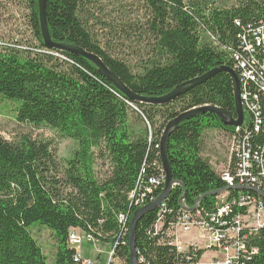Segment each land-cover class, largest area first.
Listing matches in <instances>:
<instances>
[{"label":"trees","instance_id":"trees-1","mask_svg":"<svg viewBox=\"0 0 264 264\" xmlns=\"http://www.w3.org/2000/svg\"><path fill=\"white\" fill-rule=\"evenodd\" d=\"M29 1L38 46L26 51L20 46L0 47V104L9 101L18 105L14 110L16 122L35 129L49 128L73 140L78 149L61 169L53 159L51 143L21 138L12 144L0 137V264H81L75 261L76 250L69 245L72 228L114 246L125 264H131L134 215L156 201L165 189L161 141L167 125L182 113L205 106L218 107L238 119L232 75L219 73L166 105L133 102L87 59L47 49L39 0ZM143 1L147 6L145 24L127 23L131 31L138 29L137 35L142 33L149 40L146 57L136 64L115 57L98 44L88 22V0H46L52 41L99 56L130 91L141 97L162 98L215 69L230 68L239 79L243 110L246 103L242 94L250 100L259 96V118L264 122L260 83L264 81V46L250 43L258 60L256 67L249 65L253 79L243 77L240 61L235 60L236 56L242 61L253 57L244 40L253 41V32L264 25V0H233V4L231 0ZM132 104L143 115L132 111ZM131 111L137 114L135 123ZM210 129L230 134L235 131L208 112L184 121L171 134L168 159L172 176L184 188L175 186L164 208L162 204L139 221L135 241L138 264H189L169 245L165 231L182 215L184 189L185 204L190 209L203 198L201 208L214 212L217 195L211 194L227 187L201 156L203 134ZM246 138L252 156L264 161V125ZM103 162L110 165L105 177L101 173ZM235 166L234 159L231 171ZM253 173L258 179L254 182L251 177L252 184L248 185L236 182L233 193L264 200V169L255 167ZM160 213L164 216L163 229L157 233ZM35 225L54 234L53 263L32 236ZM246 244L258 251L241 264H264V231L249 237Z\"/></svg>","mask_w":264,"mask_h":264},{"label":"rangeland","instance_id":"rangeland-1","mask_svg":"<svg viewBox=\"0 0 264 264\" xmlns=\"http://www.w3.org/2000/svg\"><path fill=\"white\" fill-rule=\"evenodd\" d=\"M91 29L98 39V44L108 50L115 57L122 58L130 63H137L146 57L148 37L130 30L127 23L139 22L145 24L147 10L143 0H88ZM233 4V0H231ZM31 3L29 0H0V47H36L38 41L34 34L31 22ZM115 30L118 32L115 36ZM13 45V46H12ZM16 106L9 101L0 104V137L5 141L16 144L21 138H31L36 141L51 143L53 159L61 169L65 161L74 154L78 145L71 139L63 138L49 128L35 129L19 124L14 119ZM137 114L131 111V121L135 123ZM231 134L222 130H206L203 134L201 156L210 162V165L221 176L230 163ZM99 164H101L99 162ZM98 171L99 168L97 167ZM102 174L108 173L109 163L101 165ZM105 177V174L103 175ZM100 180L103 177L97 174ZM79 230V229H77ZM81 231V230H79ZM83 232V231H82ZM32 236L44 250L50 263H53L56 254V242L51 230L43 226H33ZM193 237L195 233H182L180 241ZM71 247V246H70ZM110 244L104 242L84 241L81 246V256L85 261L97 262L98 252L103 251L100 264H106V253L110 252ZM79 251V250H78ZM213 254H210L212 256ZM209 263V261H206Z\"/></svg>","mask_w":264,"mask_h":264},{"label":"built area","instance_id":"built-area-1","mask_svg":"<svg viewBox=\"0 0 264 264\" xmlns=\"http://www.w3.org/2000/svg\"><path fill=\"white\" fill-rule=\"evenodd\" d=\"M253 41L244 40L246 49L253 53V57L247 61H240V68L243 71V77L253 79L254 74L249 70V65L256 67V52L250 50V43H258L259 48L264 46V25L253 32ZM22 50H29V47H20ZM36 51H39L35 49ZM234 53V52H233ZM262 91L264 92V81H260ZM246 105L244 107L245 120L241 127L235 128L231 134L230 141V163L228 169L221 175L226 182L227 187H233L232 190H221L217 195L214 205V212H207L201 208V202L197 203L194 211L190 209L185 200L182 202V215L165 231V237L170 246L175 247L177 253L184 257L189 264H241L250 256L257 254V249L247 246L249 237L255 236L258 232L264 231V200L258 197H252L243 193H233L237 190L236 182L244 185L252 184V179L257 180L253 170L255 167L264 169V161L258 157L252 156L251 149L245 144L246 137L252 130L260 131L264 122L260 120L261 108L259 107V96L253 95L251 100L246 94H242ZM244 106V105H243ZM132 111L142 112L132 104ZM148 127L150 123L146 120ZM236 160L234 171H231V164ZM240 164V165H239ZM240 166V167H238ZM226 187V188H227ZM165 204H163L164 208ZM163 215H158L156 232L163 229ZM122 219L124 216L122 215ZM182 233H195L198 240L191 243L180 241ZM71 248L76 250L75 261L81 264H94L91 261L82 259L80 250L84 241L98 242L94 236H88V233H82L75 228L69 232ZM79 250V251H78ZM213 251L220 256L212 257L207 263L200 252ZM108 264H125L122 258L116 253V248L111 247L108 254Z\"/></svg>","mask_w":264,"mask_h":264},{"label":"water","instance_id":"water-1","mask_svg":"<svg viewBox=\"0 0 264 264\" xmlns=\"http://www.w3.org/2000/svg\"><path fill=\"white\" fill-rule=\"evenodd\" d=\"M39 9H40V24H41L42 37H43L44 45L47 49L70 52V53H73L75 55H78V56H81L87 59L99 69L100 73L114 87H116L120 92H122L126 97H128L133 102L141 103V104L157 105V106L166 105V104H169L175 101L181 95L185 94L187 91L206 83L207 81H209L210 79H212L219 73L227 72L232 75L233 82H234V88H235L238 119H234L229 113H227L225 110L220 109L218 107L205 106V107L193 109L191 111L182 113L178 118H176L174 121H172L171 123L167 125V128L164 132V135L161 141V156L163 159L164 168H165L166 175H167L165 189L163 193L161 194V196L156 201L138 210L135 213L133 221H132L131 233H130V252H131L130 257H131V264H138L136 252H135V248H136L135 241H136L137 225L139 221L147 213L159 208L167 200V198L169 197L170 193L175 188V186L181 185L183 187L181 182L175 181L173 179L172 169H171V165L168 159V141H169L171 134L184 121L189 120L197 115L205 114L208 112L217 115L222 120V122L227 126H230V127L242 126L243 121H244V110H243L242 102L240 99V84H239L238 76L234 70L227 68V67H221V68L215 69L207 73L206 75L202 77L196 78L194 80H191L189 82L182 84L181 86L177 87L173 92H171L165 97L148 98V97L138 96L134 94L132 91H130L127 88V86L109 70V68L104 64V62L99 56L93 53H89L85 51L84 49L77 47V46L54 43L49 33V27H48L47 15H46V0H39ZM232 189L234 188L227 187L223 190H232ZM243 190H248V189H243ZM220 192L221 191L211 194V196L218 195ZM261 195L264 197L263 194ZM185 196H186V190L184 189V194L180 201V204L182 207H184L182 205V202L185 200ZM202 199L203 198H199L197 200V203L201 202ZM195 209H196V206L192 209H187V210L194 211Z\"/></svg>","mask_w":264,"mask_h":264},{"label":"crops","instance_id":"crops-1","mask_svg":"<svg viewBox=\"0 0 264 264\" xmlns=\"http://www.w3.org/2000/svg\"><path fill=\"white\" fill-rule=\"evenodd\" d=\"M187 237H189V236H184V238H185V240L184 239H182V241L184 242V243H191V241H193V237L191 236V238L189 239V240H187L186 241V238ZM103 251H99L98 252V257H97V259H98V261L97 262H94L95 264H100L101 263V261H102V255H103ZM81 254V253H80ZM210 254H213L212 256H210ZM216 256H220V254H218V253H215V252H213V251H209V252H205V254H203V259L205 260V261H209L212 257H216ZM82 257V256H81ZM83 259V258H82ZM108 263V254L106 253V264ZM103 264H105V263H103Z\"/></svg>","mask_w":264,"mask_h":264},{"label":"bare ground","instance_id":"bare-ground-1","mask_svg":"<svg viewBox=\"0 0 264 264\" xmlns=\"http://www.w3.org/2000/svg\"><path fill=\"white\" fill-rule=\"evenodd\" d=\"M245 113H244V120H245ZM220 119V118H219ZM221 120V119H220ZM244 123V122H243ZM234 128H238V127H234ZM79 231V230H78ZM82 233H84V232H82ZM88 236H92V235H89L88 234ZM99 242V241H98ZM69 245L71 246V240H70V238H69ZM94 263V262H93ZM95 264V263H94ZM108 264V263H107Z\"/></svg>","mask_w":264,"mask_h":264}]
</instances>
